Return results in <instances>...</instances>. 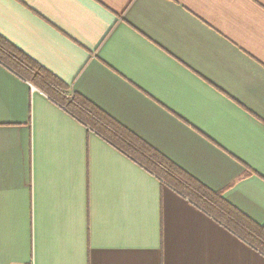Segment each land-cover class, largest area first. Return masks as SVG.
<instances>
[{"label": "crops", "instance_id": "obj_1", "mask_svg": "<svg viewBox=\"0 0 264 264\" xmlns=\"http://www.w3.org/2000/svg\"><path fill=\"white\" fill-rule=\"evenodd\" d=\"M0 36L264 226V0H0ZM0 264L264 255L0 63Z\"/></svg>", "mask_w": 264, "mask_h": 264}, {"label": "trees", "instance_id": "obj_2", "mask_svg": "<svg viewBox=\"0 0 264 264\" xmlns=\"http://www.w3.org/2000/svg\"><path fill=\"white\" fill-rule=\"evenodd\" d=\"M0 63L264 255V226L241 214L222 194L191 178L84 97L72 94L66 83L2 36Z\"/></svg>", "mask_w": 264, "mask_h": 264}]
</instances>
